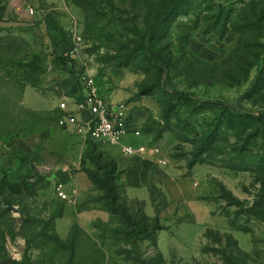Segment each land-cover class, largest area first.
I'll return each instance as SVG.
<instances>
[{
  "label": "rangeland",
  "instance_id": "374dc122",
  "mask_svg": "<svg viewBox=\"0 0 264 264\" xmlns=\"http://www.w3.org/2000/svg\"><path fill=\"white\" fill-rule=\"evenodd\" d=\"M64 1L84 18L61 71L76 85L93 77L102 95L128 104L148 140L142 159L172 173L140 190L146 200L131 196L124 173L110 174L112 192L90 180L116 162L70 129L54 84L31 78L46 44L14 35L6 21L21 2L0 0L11 7L0 16V88L11 86L12 122L29 132L16 146L0 137V264H264V123L250 117L264 113V0H176L154 36L170 0ZM40 131L54 134L31 139ZM88 211L105 219L86 227Z\"/></svg>",
  "mask_w": 264,
  "mask_h": 264
},
{
  "label": "crops",
  "instance_id": "0c3cea01",
  "mask_svg": "<svg viewBox=\"0 0 264 264\" xmlns=\"http://www.w3.org/2000/svg\"><path fill=\"white\" fill-rule=\"evenodd\" d=\"M20 2L22 6L17 8L15 10L17 12L16 15L12 16L14 17V21L5 19L7 20L6 25H9L11 28L13 27L14 35L18 32L22 34L24 38H29L35 42L38 41L34 39L36 36V39L41 38L46 44L45 56L42 57L37 53V50H35L36 53L33 55L34 58L28 64L31 78L39 83L41 82L43 85L42 87L54 84L57 97L62 102L70 103L74 99L81 98L85 93V89L81 83L76 85L69 76L63 74L60 68L65 65L57 62L56 53L72 52L75 37L77 36V30L74 29V25L77 24L78 21L83 20V11L77 7H68L64 0H20ZM30 9H34V16L29 14ZM9 13H11L10 5L7 7H0V16L8 15ZM23 28H25V30H23ZM34 49L36 48L34 47ZM29 95V89H27L25 94L26 104L30 101L27 98ZM36 102L39 108H41V104L44 103L43 97L37 98ZM71 108L74 107L72 106ZM89 117V113L86 112L80 115V118L85 120H88ZM131 123L128 128V135L121 145L111 147L102 144V146L105 147L115 160L119 172L124 173L125 184L131 196L134 198H142V193L143 199L146 200L145 192H141L140 190L146 189L154 180L157 181L164 178L168 171H165L162 167H157L155 160L152 158L143 160L142 157H131L124 153L126 147L143 145L148 141L147 139H142V137L137 138L134 136V133L139 131V129L135 124ZM69 126L73 132H76L74 124L69 123ZM47 133L49 138L47 137ZM53 134V132L45 133L44 131H40L31 139L34 140L37 138L39 142L44 140L48 141ZM17 142L18 140L14 143L15 146ZM7 149H9V147ZM8 160L6 159L5 163L2 162V167H8L7 163L11 161ZM168 173L171 175L172 172ZM105 216L106 213L102 211L85 212L82 217H84V220L89 221V223H86L84 226L89 227L88 225L94 220L97 218L105 219Z\"/></svg>",
  "mask_w": 264,
  "mask_h": 264
},
{
  "label": "built area",
  "instance_id": "2783aa9c",
  "mask_svg": "<svg viewBox=\"0 0 264 264\" xmlns=\"http://www.w3.org/2000/svg\"><path fill=\"white\" fill-rule=\"evenodd\" d=\"M31 16L35 15L34 9L29 10ZM81 38L77 35L73 49L76 51L80 45ZM61 56L70 58L69 53H61ZM80 83L85 89L84 95L74 99L70 103L62 102L59 107L63 111V119L75 126L76 134L86 140L111 147L121 145L128 135V128L131 123L132 110L126 103H114L102 95L96 86L93 77L82 75ZM74 108H71V107ZM89 113V119L80 118L82 113ZM134 136L141 137L140 131ZM150 149L146 145L129 146L124 153L131 157H144ZM155 152V150H154ZM158 153L156 150L155 154ZM63 199L68 197L63 185L57 189Z\"/></svg>",
  "mask_w": 264,
  "mask_h": 264
},
{
  "label": "trees",
  "instance_id": "16d2710c",
  "mask_svg": "<svg viewBox=\"0 0 264 264\" xmlns=\"http://www.w3.org/2000/svg\"><path fill=\"white\" fill-rule=\"evenodd\" d=\"M77 6L84 8V5L80 4V3H75ZM91 4V3H90ZM252 4H255V2H252ZM89 5V4H88ZM93 5V4H91ZM176 5V0H170L166 10L157 18L155 19L154 23L150 25L149 28V33L152 34L153 36L159 31V29L161 28V26L165 25L170 17H171V10L172 7H174ZM226 35V31L223 32V34L221 36H225ZM56 60L58 63L62 64V65H66L68 64V62H71L70 58H65L63 56H61L60 54H56ZM8 88H11L10 85H8L7 87L2 86L0 88V128L1 129H5L6 130V134L2 135V133L0 132V137H5L7 139V141L9 142H13L14 140H17L21 137H25L28 136L29 132H24V130L21 131H17V127L15 126V124H13L12 119H13V115L14 113L12 112V110H14V105L13 102L10 99V94L11 92L9 91ZM169 96L172 95L175 98L179 99V100H188L189 96L181 93V92H173V93H166ZM20 103V102H19ZM4 106V107H3ZM250 117L256 121H259L261 123H264V113H258L257 115H250ZM11 126L16 130V131H11ZM18 132V133H16ZM35 133V132H34ZM110 168L108 169L106 167V169L104 167H100L98 168V171H88V176L90 178V180L95 184H104V189L103 190H110V192H112L111 187V180H110V174H114V172L116 173H120L117 167V164L112 163L110 164ZM103 169V170H102ZM100 172H102L103 176H101ZM8 185V181L7 179H3L2 181V187H7ZM112 196L110 195L109 198H111ZM112 202H114V199L112 198ZM106 211L109 212L112 215H119V209L112 206L111 204L106 205L105 207ZM123 217L126 219H129L131 221V217L129 216V214L127 212H123ZM145 219H147L148 221H154L152 219L147 218L146 216H144ZM155 222H159V215H157V217L155 218ZM75 230H79L82 232V229L79 227H75L73 232L74 235L70 236V239L73 244V248L72 251L75 252L77 247L75 245L76 242V236H75ZM142 232L144 234H148V238L150 233L149 230L143 227ZM83 233H85L83 231ZM102 250V249H101ZM100 250V251H101ZM104 252H101L102 255ZM104 264V263H101Z\"/></svg>",
  "mask_w": 264,
  "mask_h": 264
},
{
  "label": "water",
  "instance_id": "95a60500",
  "mask_svg": "<svg viewBox=\"0 0 264 264\" xmlns=\"http://www.w3.org/2000/svg\"><path fill=\"white\" fill-rule=\"evenodd\" d=\"M61 94V93H60Z\"/></svg>",
  "mask_w": 264,
  "mask_h": 264
}]
</instances>
